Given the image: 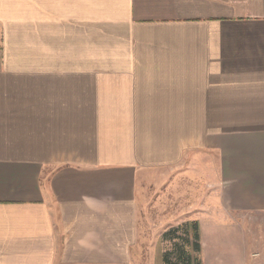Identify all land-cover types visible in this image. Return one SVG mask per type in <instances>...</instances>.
I'll use <instances>...</instances> for the list:
<instances>
[{
  "label": "crops",
  "instance_id": "crops-1",
  "mask_svg": "<svg viewBox=\"0 0 264 264\" xmlns=\"http://www.w3.org/2000/svg\"><path fill=\"white\" fill-rule=\"evenodd\" d=\"M188 179L264 211V0H0V264H141Z\"/></svg>",
  "mask_w": 264,
  "mask_h": 264
},
{
  "label": "rangeland",
  "instance_id": "rangeland-1",
  "mask_svg": "<svg viewBox=\"0 0 264 264\" xmlns=\"http://www.w3.org/2000/svg\"><path fill=\"white\" fill-rule=\"evenodd\" d=\"M179 181L175 183L178 187L175 190L163 191L161 204L156 200V193L147 187L144 189L140 203L143 228L137 253V257L143 259L141 264H148L149 259L151 264H161L163 253H169L176 262L180 245L183 244L188 250L187 240L181 232L171 233L167 239H164L165 234L190 222L200 225L197 221L200 218L205 230L222 231L220 238L207 239V264H264V211L232 214L226 209L222 210L217 201H212L210 207L204 206L200 204L199 188L191 184L189 179L185 183ZM167 199H170V204ZM199 257L204 264L203 252Z\"/></svg>",
  "mask_w": 264,
  "mask_h": 264
},
{
  "label": "trees",
  "instance_id": "trees-1",
  "mask_svg": "<svg viewBox=\"0 0 264 264\" xmlns=\"http://www.w3.org/2000/svg\"><path fill=\"white\" fill-rule=\"evenodd\" d=\"M183 233L184 238H186V244L188 250L182 244L177 253V261L174 262L169 253H163L161 264H202L199 255L202 252L201 245V230L198 222H190L187 225L176 228L167 234H165L164 239H167L172 234ZM181 239V237H176ZM175 238V239H176Z\"/></svg>",
  "mask_w": 264,
  "mask_h": 264
}]
</instances>
